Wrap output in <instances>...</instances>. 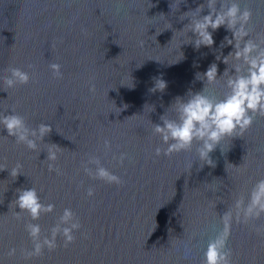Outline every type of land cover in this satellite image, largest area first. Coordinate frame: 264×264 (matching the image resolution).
I'll list each match as a JSON object with an SVG mask.
<instances>
[{
  "label": "water",
  "instance_id": "1",
  "mask_svg": "<svg viewBox=\"0 0 264 264\" xmlns=\"http://www.w3.org/2000/svg\"><path fill=\"white\" fill-rule=\"evenodd\" d=\"M200 3L206 14V0H0V77L11 67L34 71L27 84L14 88L0 79V111L15 109L31 127L52 125L36 150L0 130L2 264H202L228 210L233 264H264V214L245 222L235 209V200L242 196L246 204L256 180L264 178V115L243 133L225 137L210 153L211 165L199 160V142L170 156L155 153L163 142L153 122L162 123L165 112L176 115L170 105L177 96L204 87L197 72L213 61L218 74L227 67L222 55L233 46L221 48L232 35L225 26L213 32L212 46H194L190 18L181 14ZM240 4L252 13L250 35L264 39V0ZM52 62L61 64L62 77L53 75ZM234 62L229 58V67ZM157 78L167 81L163 91H152ZM225 81L206 82L207 93L222 96ZM52 143L59 145L55 161L46 159ZM121 152L127 153L122 163ZM89 155L122 182L89 176L81 163ZM18 164L21 173L10 174ZM31 186L44 203L56 205L32 221L42 236L65 207L82 227L67 246L59 235L54 249L26 259L20 249L32 246L25 230L31 217L16 216L14 199L18 188ZM13 246L17 254L9 256Z\"/></svg>",
  "mask_w": 264,
  "mask_h": 264
},
{
  "label": "clouds",
  "instance_id": "2",
  "mask_svg": "<svg viewBox=\"0 0 264 264\" xmlns=\"http://www.w3.org/2000/svg\"><path fill=\"white\" fill-rule=\"evenodd\" d=\"M209 11L201 15L205 3L198 4L195 9L183 12V19L189 17L188 31L194 34V46L198 49L201 45L212 46L215 43L213 32L220 26H225L231 31V36H225L221 41V48L232 45V50L227 55H222L223 62L227 65L222 74H218V64L213 61L203 72H197L196 78L211 84L226 77L227 91L222 96L208 94L204 87L199 91L188 90L186 97L177 96L173 104L175 116L170 117L163 113L160 116L162 123L153 122V132L158 134L163 146L155 148L156 155L163 153L166 156L174 152L191 149L194 142L199 160L207 164H213L210 153L221 145V141L233 133H243L249 128L256 115H264V39L256 40L250 35L249 21L251 10L241 8L240 0H206ZM219 4V6H217ZM192 13V15H184ZM211 29V30H210ZM193 41V37L188 41ZM229 58L235 62L229 67ZM221 59L217 54L216 60ZM29 67H32L29 65ZM56 77H62L61 64L52 62L49 65ZM7 75L0 77L8 88H14L18 84H27L34 76L21 67H11ZM132 85V84H131ZM167 81L157 78L152 91L159 89L163 91ZM95 85L92 86L94 90ZM7 91V89H4ZM169 106V107H170ZM127 107V105H124ZM52 125L40 122L38 126L31 127L25 117L16 112L0 111V130L6 129L7 136L14 137L17 143H24L29 149L36 150L40 147L39 142L51 131ZM47 148L49 161L57 159L56 143ZM106 149L111 148V141L105 139ZM222 146V145H221ZM127 153L121 152L119 160L122 163ZM84 171L94 178L105 180L108 183L120 184L122 177L109 168L105 167L98 156L89 155L87 160L82 162ZM92 165H95L93 168ZM49 168L55 166L49 163ZM192 166V165H191ZM20 165L11 169L10 174L17 176L20 172ZM59 172V169H56ZM15 197V210L17 217L21 213H27L31 220L25 224V230L32 240L31 247L20 249L22 255L27 259L42 254L45 247L49 251L57 246V236L62 235L65 246L76 238V231L82 225L79 217L70 207H65L52 226L49 235H41L42 229L38 220L42 212L54 211V202L44 203L36 187L18 188ZM95 189L88 187V196H93ZM237 218L241 214L247 222L249 218H258L264 214V178L256 180L252 186L248 202L245 204L241 196L235 200ZM232 210L222 215L223 228L210 238L204 249L202 264H233L232 249L228 247L230 235V224ZM264 227V226H261ZM9 256L17 254L15 246L8 249ZM2 264V262H0Z\"/></svg>",
  "mask_w": 264,
  "mask_h": 264
}]
</instances>
